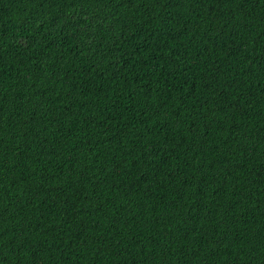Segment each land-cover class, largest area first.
Instances as JSON below:
<instances>
[{"label":"trees","instance_id":"trees-1","mask_svg":"<svg viewBox=\"0 0 264 264\" xmlns=\"http://www.w3.org/2000/svg\"><path fill=\"white\" fill-rule=\"evenodd\" d=\"M0 264H264V0H0Z\"/></svg>","mask_w":264,"mask_h":264}]
</instances>
